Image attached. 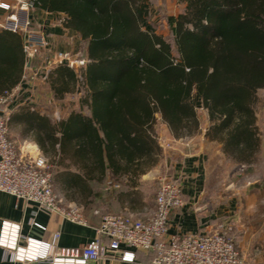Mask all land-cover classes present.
<instances>
[{"label":"trees","instance_id":"obj_1","mask_svg":"<svg viewBox=\"0 0 264 264\" xmlns=\"http://www.w3.org/2000/svg\"><path fill=\"white\" fill-rule=\"evenodd\" d=\"M167 16L169 36L150 27V0H34V8L67 16L64 26L86 43L79 74L59 65L47 76L56 99L88 92L91 115L58 122L29 109L16 115L59 170L54 179L85 199L111 174L136 187L159 162L161 119L175 139L200 131L238 163L260 150L258 92L264 89V0H186ZM28 57L21 35L0 30V96L20 84ZM15 117V118H16ZM72 170H75L72 171ZM65 171V170H64Z\"/></svg>","mask_w":264,"mask_h":264},{"label":"crops","instance_id":"obj_2","mask_svg":"<svg viewBox=\"0 0 264 264\" xmlns=\"http://www.w3.org/2000/svg\"><path fill=\"white\" fill-rule=\"evenodd\" d=\"M150 3V24L154 22L162 28H168L167 16L181 14L187 5L186 0H150ZM7 15L8 13L0 10V24L3 23ZM66 18L67 16L62 13H50L39 8H33L30 12L33 27L40 28L41 33L50 44V50L47 54L40 53L33 58L31 67L25 68L22 81L14 88L15 93L10 109L11 113L15 114L12 115L9 122L10 136L19 146L25 149L30 145L36 146L42 153L44 152L34 137L28 135L26 122L16 117L19 114V108L32 106L35 111L48 117L52 122H58V120L54 121L52 119L54 114L51 116L50 111H55L56 114L66 111L65 117H68L73 111L87 116L91 115L90 109L85 103L88 97L87 90L83 92L77 88L74 93L63 99H56L48 84L47 72L40 69L47 59L46 55L56 52H73L87 60L86 43L82 41L77 32L64 26ZM258 95L260 98L256 108V116L261 145L253 163L236 162L224 153L222 145L206 139L205 134L209 126L207 111L205 127H201L203 145L201 142H196L199 141L196 136L175 139L168 125L159 119L161 122L158 129H156V134L163 152L159 157L158 164L141 176L136 187L128 185L125 181H114L109 173H107L106 179L102 183H92V199L81 197L84 201L80 205L81 208L85 209L87 224L69 221L61 214L50 215L39 210L34 203L0 192V234L2 224L8 222L20 226L18 243L20 247L26 246L27 238L44 243L53 242L57 233L60 236L55 243L61 248L86 246L98 239L97 229L105 213L127 214L141 220L150 218L156 210L157 190L153 194L146 187L152 180L158 182L161 177H167L183 186L184 205L172 214L169 223V235L213 231L218 225L222 224L224 214L229 211H226L228 210L227 205L215 207L212 205L211 199H208L210 155L205 150L206 146H216L222 160L231 162L235 168L240 170L245 180L244 185H248L250 189L254 190L264 189V89L259 91ZM74 96L79 99L78 104L80 105L76 106L75 110L70 111L64 103ZM72 171L75 172V170ZM57 183L60 185V182L57 181ZM60 188L63 195L60 194L61 192L59 194L65 203V208L79 203L75 201L74 196L69 195L73 191L69 186L63 184L60 185ZM55 190L58 193L56 188ZM91 203L92 207H90ZM85 206L88 207L85 208ZM38 226L45 227L46 231L41 230ZM131 253L135 255L133 262L122 260V254L119 252H108L99 263L90 264H151L152 262V253L144 251H133ZM0 264L46 263L16 262L9 257L7 258L4 249L0 247Z\"/></svg>","mask_w":264,"mask_h":264},{"label":"built area","instance_id":"obj_3","mask_svg":"<svg viewBox=\"0 0 264 264\" xmlns=\"http://www.w3.org/2000/svg\"><path fill=\"white\" fill-rule=\"evenodd\" d=\"M34 0H0V10L8 13L0 28L22 36L27 57L50 50L46 37L33 29L30 12ZM40 67L49 72L56 66L66 65L79 74L87 60L72 52L46 55ZM15 90L0 96V192L36 204L39 210L50 215L61 214L67 220L87 224L81 208L72 204L67 208L57 194L53 167L36 146L21 147L10 136V105ZM118 187V186H115ZM184 205L182 186L167 177L158 180L155 213L146 220L132 215L105 213L97 229L98 239L78 248H61L55 241L44 243L27 238L20 247L19 225L2 224L0 247L5 255L19 263L46 264L99 263L108 252L121 253V259L133 262V251L153 254L151 264H249L241 255L227 224L218 225L208 233L169 235L172 214ZM46 231L45 227L38 226Z\"/></svg>","mask_w":264,"mask_h":264},{"label":"rangeland","instance_id":"obj_4","mask_svg":"<svg viewBox=\"0 0 264 264\" xmlns=\"http://www.w3.org/2000/svg\"><path fill=\"white\" fill-rule=\"evenodd\" d=\"M150 27L160 35H164L165 37L169 36L168 28H162L160 25L154 22L151 23ZM33 29L38 32H41L40 28L38 27L37 28L33 27ZM78 89H80L83 92L86 91L84 86H79ZM259 98L260 97L258 95V102H259ZM258 102L256 108L258 106ZM78 103H79V99H77L76 96H74V97H70V99H67L64 104H66L68 110L72 111L75 110L76 106L80 105ZM33 108L34 107L32 106H27V107L25 106L19 108L18 111L19 114L22 113V110L25 111L27 109H29L30 111L38 112L35 111ZM59 109L60 111H62L61 108ZM54 112L55 111H50L49 113L51 116H53L54 114V117H52L54 121L65 120L70 116L68 115V117L67 116L65 117L66 111L65 112L62 111L59 114H56V112L55 113ZM74 112L77 113V111H73V113ZM13 114L15 113L13 112L10 113V119ZM198 114H199L201 126L199 133L195 136L199 140L196 142H201V144L203 145L201 141V133H202L201 127H205L204 125L206 123L205 121H206L207 113L205 110L199 109ZM40 115L42 114L40 113ZM160 122L161 121L157 123L156 129H158V126H160ZM26 130L28 135H30L31 137L35 136L34 129L29 128L28 125H26ZM205 148H206L205 149L206 152L210 155V160L208 165L210 176L207 186L208 199H211L212 201L211 203L215 207L227 205L228 210L226 211L229 212L224 214L222 221L225 224H227L228 227L230 228L229 235L234 239L241 255L247 260V262L249 264H264V189L254 190V189H250L248 185H244L243 183L245 180L243 179L240 170L235 168L231 164V162L223 161L218 153L219 150H217L218 148L216 146H211V147L206 146ZM45 156L48 159L50 165L53 167L54 179L59 170H61L60 172H64V173L67 172V170L64 169L63 167L57 166L53 158L49 157L48 155ZM54 184H55V188L58 191L57 194L61 197L60 194L63 195V193L60 190L61 189L60 185H63V183L62 184L60 183L59 185L55 180ZM146 188L147 190L152 191V193L154 194L158 189V182H156V180L155 181L152 180L150 184L148 183V186ZM69 195L75 197V201L79 202L78 204L77 203L75 204H77L81 208L80 205L84 201L83 198H81V195L79 193L77 194L74 190L70 192ZM63 205H65L64 201H63ZM86 207L88 206H85V208ZM90 207H92V203ZM81 211L85 217V209L83 207L81 208ZM223 222L222 224H224Z\"/></svg>","mask_w":264,"mask_h":264},{"label":"water","instance_id":"obj_5","mask_svg":"<svg viewBox=\"0 0 264 264\" xmlns=\"http://www.w3.org/2000/svg\"><path fill=\"white\" fill-rule=\"evenodd\" d=\"M32 60H33V56L30 54L28 56V61H27V64H26V68H30L31 67Z\"/></svg>","mask_w":264,"mask_h":264}]
</instances>
